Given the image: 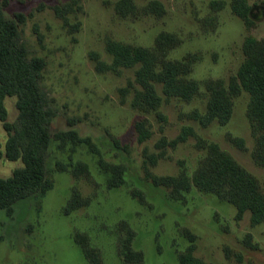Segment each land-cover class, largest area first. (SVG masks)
I'll return each instance as SVG.
<instances>
[{"label":"rangeland","instance_id":"obj_1","mask_svg":"<svg viewBox=\"0 0 264 264\" xmlns=\"http://www.w3.org/2000/svg\"><path fill=\"white\" fill-rule=\"evenodd\" d=\"M72 1L0 0L6 19L17 26L28 60L45 61L40 87L54 113L45 158L52 188L44 195L17 201L10 214L0 210V264H90L75 240L77 235L88 239L101 264H133L125 260L129 250L143 255L134 264H178L189 245L208 264H264V222L252 226L249 213L238 220L227 200L195 188L173 199L169 190L147 179V174L167 177L181 170L191 176L205 154L198 143L202 139L228 152L264 190V169L252 159L255 138L247 117L248 93L234 99L233 114L225 126L203 127L195 116L205 111L204 82H226L243 62L244 40H264V0H248L250 26L231 12L230 0H220L225 6L215 12L209 7L214 0H134L139 8L158 1L166 11L162 17L134 19L115 15L118 0H78L82 11L67 15L71 24L80 23L71 34L54 7ZM161 32L181 41L167 60L195 57L188 79L200 84L199 93L189 101L166 98L156 86L162 98L158 111L165 121L155 113L133 110L131 96L121 95L119 90L134 80V68L117 73L95 70L96 60L111 62L105 51L108 40L151 48ZM4 105L7 123L17 127L16 98H6ZM140 120L147 121L151 132L144 143H138L135 130ZM184 129L193 135L173 148L161 143L175 140ZM71 130L89 138L93 149L54 137ZM8 136L0 121L3 179L23 167L20 160L4 156ZM234 138L243 140V148L232 142ZM154 159L155 165L148 162ZM99 160L122 166L124 183L109 188L110 174ZM79 164L87 167V173L76 169L73 174ZM75 192L87 204L67 213Z\"/></svg>","mask_w":264,"mask_h":264},{"label":"trees","instance_id":"obj_2","mask_svg":"<svg viewBox=\"0 0 264 264\" xmlns=\"http://www.w3.org/2000/svg\"><path fill=\"white\" fill-rule=\"evenodd\" d=\"M224 6L225 3L220 0L211 1L209 5L213 12L221 10ZM229 7L235 16L250 26L251 7L248 0H230ZM113 9L120 19L149 15L162 17L166 12L158 1H150L139 8L134 0H118ZM54 11L62 20L64 28H69L71 34L77 31L80 23L71 24L67 15L82 11L78 0L64 6H56ZM210 20L212 22L214 18ZM210 20L205 22L210 23ZM180 43L176 35L167 32L159 33L151 48L133 47L108 40L105 43V51L111 56V62L106 65L96 60L95 70L117 73L122 68H134V80L119 90L121 95L124 98L131 96L129 104L133 110L143 114L155 113L161 121H165L158 111L162 98L157 91V85H160L166 98L184 101L193 99L200 88L199 83L188 79L194 56L188 54L180 60H167L168 54ZM242 50L244 59L234 76L226 82H204L208 95L205 111L195 116L203 127L213 123L225 126L231 120L234 99L242 92L248 93L247 117L255 138L252 159L264 169V40L247 37ZM45 65L41 58L28 60L16 24L6 19L0 7V121L9 134L4 156L9 161L20 160L23 164V167L14 170L10 177L0 178V210L9 214L17 201L44 195L52 188V182L47 177L45 158L51 142L49 127L54 113L48 107L46 93L40 87ZM10 97L16 98L17 127L7 123L4 101ZM135 130L138 143H144L151 136L146 120L137 121ZM192 135L191 130L184 129L175 140L166 142L162 139L161 143L173 148ZM54 137L70 140L74 145L83 143L93 149L91 140L80 137L74 130L59 132ZM232 142L243 148V140L234 138ZM198 143L205 154L191 176L184 170L175 176L167 177L152 176L146 171L147 179L153 186L169 190V196L173 199H179L192 188L202 193L214 194L235 207L238 220L242 219L245 213H249L252 226L263 223L264 190L258 180L218 144L202 139H198ZM114 144L119 147L117 141H114ZM148 162L155 165L156 159ZM99 165L110 174L109 188H116L124 183L122 166L111 165L102 160H99ZM76 169L84 173L88 171L84 164H79L73 174ZM86 204L87 201L82 200L75 192L66 211L68 213ZM75 240L80 244L82 253L90 264H101L98 252L88 243L87 238L77 235ZM142 259L141 253L131 250L125 255V260L133 264L140 263ZM178 264L208 263L197 258L194 255V245H189L186 252L180 255Z\"/></svg>","mask_w":264,"mask_h":264}]
</instances>
